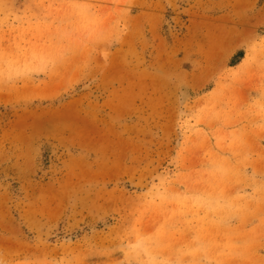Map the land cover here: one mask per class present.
<instances>
[{
  "label": "rangeland",
  "instance_id": "1",
  "mask_svg": "<svg viewBox=\"0 0 264 264\" xmlns=\"http://www.w3.org/2000/svg\"><path fill=\"white\" fill-rule=\"evenodd\" d=\"M0 264H264V0H0Z\"/></svg>",
  "mask_w": 264,
  "mask_h": 264
}]
</instances>
